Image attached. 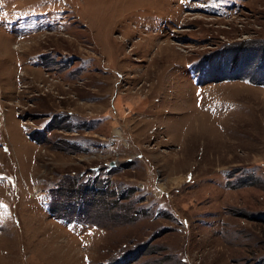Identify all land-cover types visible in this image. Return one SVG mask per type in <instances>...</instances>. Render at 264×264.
<instances>
[{
    "label": "rangeland",
    "instance_id": "374dc122",
    "mask_svg": "<svg viewBox=\"0 0 264 264\" xmlns=\"http://www.w3.org/2000/svg\"><path fill=\"white\" fill-rule=\"evenodd\" d=\"M0 264H264V0H0Z\"/></svg>",
    "mask_w": 264,
    "mask_h": 264
},
{
    "label": "trees",
    "instance_id": "16d2710c",
    "mask_svg": "<svg viewBox=\"0 0 264 264\" xmlns=\"http://www.w3.org/2000/svg\"><path fill=\"white\" fill-rule=\"evenodd\" d=\"M85 187H86V186H85ZM87 190H88V188L85 189L83 185L81 186V188H79V190L77 189V191H79L78 194L81 195V196H86V195H88V194H87ZM85 194H86V195H85Z\"/></svg>",
    "mask_w": 264,
    "mask_h": 264
},
{
    "label": "water",
    "instance_id": "95a60500",
    "mask_svg": "<svg viewBox=\"0 0 264 264\" xmlns=\"http://www.w3.org/2000/svg\"><path fill=\"white\" fill-rule=\"evenodd\" d=\"M110 167H115V163L114 162H111L110 163Z\"/></svg>",
    "mask_w": 264,
    "mask_h": 264
}]
</instances>
